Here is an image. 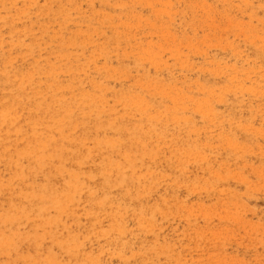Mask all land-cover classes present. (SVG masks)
<instances>
[{
  "label": "rangeland",
  "instance_id": "obj_1",
  "mask_svg": "<svg viewBox=\"0 0 264 264\" xmlns=\"http://www.w3.org/2000/svg\"><path fill=\"white\" fill-rule=\"evenodd\" d=\"M0 264H264V0H0Z\"/></svg>",
  "mask_w": 264,
  "mask_h": 264
}]
</instances>
